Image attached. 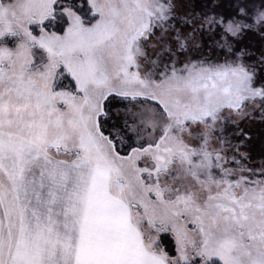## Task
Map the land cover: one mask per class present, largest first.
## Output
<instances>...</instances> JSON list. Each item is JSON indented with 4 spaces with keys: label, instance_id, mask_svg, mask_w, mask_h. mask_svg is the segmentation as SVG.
<instances>
[{
    "label": "rangeland",
    "instance_id": "obj_1",
    "mask_svg": "<svg viewBox=\"0 0 264 264\" xmlns=\"http://www.w3.org/2000/svg\"><path fill=\"white\" fill-rule=\"evenodd\" d=\"M218 4L0 0V264H74L117 201L151 260L264 264V0Z\"/></svg>",
    "mask_w": 264,
    "mask_h": 264
},
{
    "label": "crops",
    "instance_id": "obj_2",
    "mask_svg": "<svg viewBox=\"0 0 264 264\" xmlns=\"http://www.w3.org/2000/svg\"><path fill=\"white\" fill-rule=\"evenodd\" d=\"M74 171L70 173L65 172V174L62 173L61 176H55L56 179L61 178L63 180L54 181L52 179V181L56 183V186L54 187H60L62 189L65 188V190H67V193H69V189L74 184H84L85 182L80 179H75L73 183H71L73 185H70L69 182L66 181V178H68V176H73ZM74 176L77 177L78 172H75ZM92 178L95 187L98 183V188L100 190L102 189L101 185L104 186L106 181L109 182V180L107 179L108 177L105 176L102 170L93 171ZM89 180H87V182ZM88 183L90 184V181ZM46 184H48V181L46 182ZM39 188L40 191H38ZM28 190L32 193L34 191H37L38 193L44 194L45 196L52 193V188H50V186H34L32 188L30 187V189L28 187L26 191H21L24 195V201L22 202L23 207H26V202H28L27 198H30V195H28ZM54 195L51 194L49 196V199H52V201L51 203L47 202L46 208H50L53 210L57 208L58 210L56 209V212L60 211V213H62L63 209L67 206L64 201L65 198H63L62 195H60V198H54ZM55 201H57V203H54ZM117 202L122 204V202L120 201ZM120 204L117 207V212L120 213L119 217H112L103 220L96 215L95 209L97 206L95 205V203H90V210L94 212L93 217H89L87 219L83 218V220H79L76 222L75 220L68 221L65 222L66 225L62 224L64 227H61V232L63 233V235L65 234V236L67 235V237H69L70 233H77L75 234L77 235L75 237V240H77L78 242H75L71 247V250L68 251L70 252V255L74 254V264H161V260L159 259H150L151 256L149 255V250L147 253L144 252L141 247L143 238H140L139 236V229L136 228L133 219L131 221V219L129 218V213L127 212L126 214L125 210L121 209V207H123L124 205ZM70 236H73V234ZM67 264H69V260Z\"/></svg>",
    "mask_w": 264,
    "mask_h": 264
},
{
    "label": "trees",
    "instance_id": "obj_3",
    "mask_svg": "<svg viewBox=\"0 0 264 264\" xmlns=\"http://www.w3.org/2000/svg\"><path fill=\"white\" fill-rule=\"evenodd\" d=\"M210 1H212V0H210ZM216 1H218V3H219L218 4V9L221 12H223L224 11L223 6H224L225 0H216ZM231 5H233V4H231ZM226 11L228 12V10H226ZM253 42H254L253 40H251L249 42V46L247 47V49L248 50H254L255 52H257L258 49H256V46H254ZM248 54L251 55L252 54L251 51L248 52ZM61 74L64 75V77H65V79L67 81L65 79H60L59 82H58V85H59L58 88L60 89L65 82H69V84L72 86V88H74L75 86H74L73 82L70 80V77L68 75H65L63 70H61ZM261 145L262 146L260 148L263 149V151H264L263 142H262ZM254 150H255L254 152L257 153V151L259 152L260 149H259V147L256 146ZM262 156L264 158V155H262ZM161 244H162V246L165 247L166 251L170 254V256L174 257L176 255L175 248H174V245H173V241L168 235H162Z\"/></svg>",
    "mask_w": 264,
    "mask_h": 264
}]
</instances>
